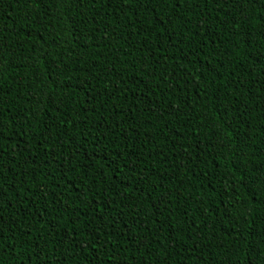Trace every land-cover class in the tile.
Returning <instances> with one entry per match:
<instances>
[{"label":"trees","instance_id":"1","mask_svg":"<svg viewBox=\"0 0 264 264\" xmlns=\"http://www.w3.org/2000/svg\"><path fill=\"white\" fill-rule=\"evenodd\" d=\"M0 124V264H264V0H0Z\"/></svg>","mask_w":264,"mask_h":264},{"label":"snow or ice","instance_id":"2","mask_svg":"<svg viewBox=\"0 0 264 264\" xmlns=\"http://www.w3.org/2000/svg\"><path fill=\"white\" fill-rule=\"evenodd\" d=\"M0 127H2V124H0ZM26 163H27V161H26ZM29 235H30V233H29Z\"/></svg>","mask_w":264,"mask_h":264}]
</instances>
